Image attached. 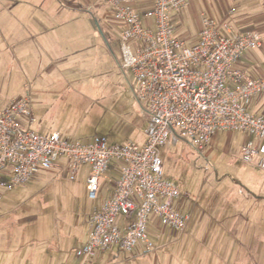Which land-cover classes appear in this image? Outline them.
<instances>
[{"label":"built area","instance_id":"2783aa9c","mask_svg":"<svg viewBox=\"0 0 264 264\" xmlns=\"http://www.w3.org/2000/svg\"><path fill=\"white\" fill-rule=\"evenodd\" d=\"M102 1L121 27V68L136 79V98L146 107L144 143L110 144L105 137L82 143L26 129L21 118L34 120L29 93L0 111V189L25 186L43 170L63 169L64 161L72 180L88 167L87 193L95 201L101 176L120 164L113 192L94 212L88 240L76 252L84 264L111 248L129 254L142 245L151 251V227L186 231L189 214L176 207L180 190L164 176L160 149L167 144L183 142L204 153L215 148L218 133L239 132L246 138L242 161L264 175V115L249 111L264 93V79L237 67L261 47L262 37H226L206 15L198 41L188 46L175 34L173 14L191 0H151L143 18L136 0Z\"/></svg>","mask_w":264,"mask_h":264},{"label":"rangeland","instance_id":"374dc122","mask_svg":"<svg viewBox=\"0 0 264 264\" xmlns=\"http://www.w3.org/2000/svg\"><path fill=\"white\" fill-rule=\"evenodd\" d=\"M11 3L12 0H0V5ZM5 12L6 17L18 21L30 13L28 9ZM191 39H186L188 46L192 45ZM113 47L111 50L107 45L106 66L101 65L98 55L93 59L88 55L73 57L81 66L58 76L53 83H49L52 76L46 74V85L19 77L22 85L0 92V104L29 93L34 120L21 121L26 129L41 135L59 132L70 141L82 143L105 137L110 144H142L147 126L146 107L136 98V79L129 70L120 68V43ZM252 108L260 107L253 101L249 111L255 113ZM242 136L239 132H220L218 146L204 153L183 142L162 147L164 176L180 190L176 207L189 214L188 228L178 233L162 226L151 227V251L146 252L142 245L129 254L112 248L108 250L107 264H217L218 240L227 239L214 215V204L221 194L217 179L225 178L224 186H232L237 180L246 181L247 175L264 178L255 166L242 161ZM62 164L63 169L43 170L25 186L0 189V264H84L76 252L83 246L94 212L111 196L120 164L112 163L101 176L95 201L87 193L88 167H81L78 178L72 180L64 161ZM184 194L190 199L184 198ZM254 247L258 250L253 252L255 264H264V245ZM249 253L247 245L240 246V264H254L246 257ZM98 255L91 261L97 260Z\"/></svg>","mask_w":264,"mask_h":264},{"label":"crops","instance_id":"0c3cea01","mask_svg":"<svg viewBox=\"0 0 264 264\" xmlns=\"http://www.w3.org/2000/svg\"><path fill=\"white\" fill-rule=\"evenodd\" d=\"M151 5V0L135 1L142 18ZM21 9L30 12L23 21L4 15L5 11ZM0 15V92L21 86L19 77L46 85L43 78L46 74L52 76L49 83L56 82L58 76L81 66L73 61V57L80 55L90 58L98 55L101 65L106 66L107 45L114 50L113 44L120 43L121 27L102 0H12L11 4L0 5ZM206 15L226 37L254 33L262 37L261 47L247 52L237 67L253 78L264 79V0H191L185 10L173 14L176 36L185 42L192 37V45L195 44ZM179 29L186 31L178 32ZM254 103L260 107L252 108L255 114L264 115V93ZM6 105L0 104V108ZM221 139L216 138L215 148ZM245 140L243 135L241 148ZM246 177V181L237 180L232 186L228 183L224 186L225 178L217 179L221 194L214 204V215L216 225L227 237L218 240L217 264H240L239 248L246 245L250 252L246 257L255 264L253 252L258 250L254 246L264 245V178ZM88 236L89 229L83 245ZM107 254L108 251L100 253L89 264H107Z\"/></svg>","mask_w":264,"mask_h":264},{"label":"trees","instance_id":"16d2710c","mask_svg":"<svg viewBox=\"0 0 264 264\" xmlns=\"http://www.w3.org/2000/svg\"><path fill=\"white\" fill-rule=\"evenodd\" d=\"M146 252H148V251H146Z\"/></svg>","mask_w":264,"mask_h":264}]
</instances>
